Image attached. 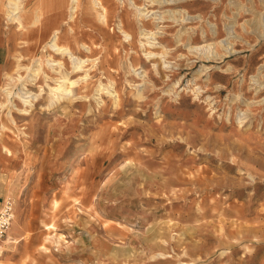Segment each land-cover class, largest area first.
Listing matches in <instances>:
<instances>
[{
    "label": "rangeland",
    "instance_id": "obj_1",
    "mask_svg": "<svg viewBox=\"0 0 264 264\" xmlns=\"http://www.w3.org/2000/svg\"><path fill=\"white\" fill-rule=\"evenodd\" d=\"M134 1L157 16L105 0L108 25L87 7L73 23L87 96L49 107L46 92L17 117L31 136H0L22 142L0 174L21 229L0 264H264V0ZM5 26L2 72L26 54ZM101 80L118 102L97 101Z\"/></svg>",
    "mask_w": 264,
    "mask_h": 264
},
{
    "label": "bare ground",
    "instance_id": "obj_2",
    "mask_svg": "<svg viewBox=\"0 0 264 264\" xmlns=\"http://www.w3.org/2000/svg\"><path fill=\"white\" fill-rule=\"evenodd\" d=\"M116 1L122 5L125 2V0ZM128 1L132 9L134 7L140 12L142 18H147L149 15L152 17L153 14L155 17L157 14L155 11L137 5L134 0ZM86 7L91 13L93 10L96 11L94 16L98 22L108 25L109 12L105 0H88V3H84L83 0H0V38L4 39L2 34L4 20H6L5 29L18 28L19 33L26 38L20 41L26 54L20 51L13 68L10 71L0 72V136L2 140L5 134L10 135L12 125L22 137L31 136L32 132L26 131V126H20L17 117L31 116L34 107L41 101L44 93L47 92L46 105L49 107L65 99L72 102L74 99L87 96L75 93L76 90L86 87L90 73L86 69V62L89 58L81 57L77 54L78 52L76 53L75 45L79 42L73 27L80 10L84 11ZM121 18L118 23L119 32L126 39H130L133 35L128 29L129 20ZM161 18L164 17L161 16ZM64 24H67L66 30L63 29ZM141 26V33L146 39L140 41L141 46L147 45L150 48L157 46L159 41L157 31L146 30L143 24ZM79 46L86 49L85 51L91 50V46L85 42ZM38 51L44 53L38 57ZM46 52H48L47 55H45ZM145 54L147 58H155L160 55V52L149 49ZM66 59L70 61L71 69L67 66ZM130 66L134 73L145 78L146 70L139 72L131 62ZM75 72L83 74L74 77ZM114 84L112 80L109 83L99 81L94 91L98 102L102 100L103 93L113 96L115 102H118V93ZM138 93L141 92L138 90ZM17 141L14 139L11 144L1 142L0 151H4L7 159H10L14 151L20 148L21 141ZM13 223L7 235L0 241V258L3 254V243H14L20 240V236L12 233L18 228V225ZM154 256L165 258L166 253L159 252ZM182 264L189 263L183 262Z\"/></svg>",
    "mask_w": 264,
    "mask_h": 264
},
{
    "label": "built area",
    "instance_id": "obj_3",
    "mask_svg": "<svg viewBox=\"0 0 264 264\" xmlns=\"http://www.w3.org/2000/svg\"><path fill=\"white\" fill-rule=\"evenodd\" d=\"M15 216V203L11 198L5 199L0 207V241L7 235Z\"/></svg>",
    "mask_w": 264,
    "mask_h": 264
},
{
    "label": "crops",
    "instance_id": "obj_4",
    "mask_svg": "<svg viewBox=\"0 0 264 264\" xmlns=\"http://www.w3.org/2000/svg\"><path fill=\"white\" fill-rule=\"evenodd\" d=\"M2 71V68L0 67V72ZM9 165V160L7 159L4 151H0V174L2 173V171L5 170V167H7ZM4 191L2 190V186H1V181H0V202L2 197L4 196ZM20 227H18L16 230L12 231L13 235H20Z\"/></svg>",
    "mask_w": 264,
    "mask_h": 264
}]
</instances>
